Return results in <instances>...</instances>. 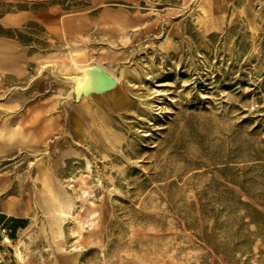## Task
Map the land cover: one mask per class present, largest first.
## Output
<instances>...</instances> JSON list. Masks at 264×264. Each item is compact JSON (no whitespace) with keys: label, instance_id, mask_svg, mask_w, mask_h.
Segmentation results:
<instances>
[{"label":"rangeland","instance_id":"rangeland-1","mask_svg":"<svg viewBox=\"0 0 264 264\" xmlns=\"http://www.w3.org/2000/svg\"><path fill=\"white\" fill-rule=\"evenodd\" d=\"M0 264H264V0H0Z\"/></svg>","mask_w":264,"mask_h":264},{"label":"water","instance_id":"water-1","mask_svg":"<svg viewBox=\"0 0 264 264\" xmlns=\"http://www.w3.org/2000/svg\"><path fill=\"white\" fill-rule=\"evenodd\" d=\"M117 84L116 79L101 65L94 64L84 71V81L78 89L73 88L74 100L91 94H102L113 89Z\"/></svg>","mask_w":264,"mask_h":264},{"label":"bare ground","instance_id":"bare-ground-1","mask_svg":"<svg viewBox=\"0 0 264 264\" xmlns=\"http://www.w3.org/2000/svg\"><path fill=\"white\" fill-rule=\"evenodd\" d=\"M79 56L80 54L77 53L72 56L73 59L71 58L72 60L75 59L74 64L79 67V71L76 72L75 74L65 76V79H68L72 82L74 89H78L82 86V83L84 81V71H86L87 69H89V67L92 66V65H84L83 60L82 59L79 60Z\"/></svg>","mask_w":264,"mask_h":264}]
</instances>
